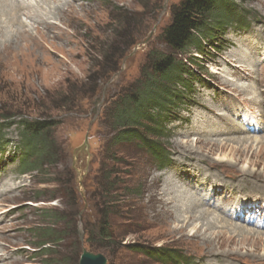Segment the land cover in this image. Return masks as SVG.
I'll return each mask as SVG.
<instances>
[{"label": "rangeland", "instance_id": "374dc122", "mask_svg": "<svg viewBox=\"0 0 264 264\" xmlns=\"http://www.w3.org/2000/svg\"><path fill=\"white\" fill-rule=\"evenodd\" d=\"M181 1L27 0L25 11L15 10L23 24H5L0 112L56 121L58 153L42 173H22V129L4 131L12 150L0 162V264H80L84 251L108 264H176L168 255L184 258L180 264H264V0L232 1L252 25L219 35L217 53L207 47L211 54L194 69L195 90L187 95L196 105L169 109L175 119L163 141L167 168L133 141L117 140L121 129L109 118L151 53L172 54L162 33ZM247 112L260 132L234 134ZM217 145L226 147L216 151ZM175 194L223 221L208 231V217L196 222L198 236L193 226L176 231L183 221ZM40 210L44 256L36 255ZM224 221L246 230L234 234ZM99 223L107 237H100ZM158 252L162 258L149 256Z\"/></svg>", "mask_w": 264, "mask_h": 264}, {"label": "trees", "instance_id": "16d2710c", "mask_svg": "<svg viewBox=\"0 0 264 264\" xmlns=\"http://www.w3.org/2000/svg\"><path fill=\"white\" fill-rule=\"evenodd\" d=\"M232 1L182 0L175 6L171 21L162 33L163 40L172 54L152 52L139 80L121 95L115 102L114 109L109 111L113 128L121 129L116 139H128L130 142L133 141L132 144H135L138 149L148 151L160 169L167 168L171 163L170 152L163 142L169 136L166 129L167 122L175 119V115L169 109L174 106L190 107L186 103L196 105L191 98H187V95L191 96L195 90L197 73L194 69L200 70L205 67L204 62L211 54L207 51V47L210 46L212 51L217 53V50L221 49L217 44L219 35L229 29L240 31L253 23L254 18L246 16L248 12L240 9L242 11L240 14L232 8L235 5ZM102 80L107 82L109 78ZM103 82L97 84L98 93L104 85ZM18 118H20L19 121H17ZM15 124L22 129L19 145L21 147L19 151L22 153L18 159L20 172L42 173L46 163L51 164L56 158L55 153H58L56 143L52 139V131L57 122L46 120V118L31 121L25 119L20 112H0V154L2 156L9 143L5 141L4 131ZM111 189V183L104 185L103 190L107 194L104 197L105 202L111 199L109 196ZM40 212L43 226L36 230V234H40V242L36 244L40 250L36 255L42 253L41 255L44 256L46 254V210H40ZM107 228L106 225L101 226V224L98 227L101 238L107 237ZM149 256L157 257V259L163 257L159 252L149 253ZM168 258L174 260L176 264H180V261L184 259L176 260L169 255Z\"/></svg>", "mask_w": 264, "mask_h": 264}, {"label": "bare ground", "instance_id": "6f19581e", "mask_svg": "<svg viewBox=\"0 0 264 264\" xmlns=\"http://www.w3.org/2000/svg\"><path fill=\"white\" fill-rule=\"evenodd\" d=\"M27 3H28L27 0H0V37H2L1 33H2V35L4 34L2 31H4L3 28L6 27L7 24H9L11 26H15L16 24H23L22 20L19 19V16H18L17 12L18 11H22V10L25 11L29 7V5ZM25 4H27V6ZM15 10H18V11H15ZM26 12H28V11H26ZM41 24H43V23H41ZM7 32H8V30H7ZM17 32H19V31H17ZM23 37H25V36H22V39H23ZM250 115L251 114L249 112H247L244 117L242 116L245 119V121H244L245 123L242 122L243 123V124H241L242 127H239L237 129L231 130V131H233L234 134L235 133L243 134V133H245L247 131L249 133H259L260 132V128H259V126H256V124H254V122H253L252 118L250 117ZM236 116H239V114H236L235 117ZM247 127H249V129H247ZM250 127L251 128L253 127V128L251 129ZM220 132H222V134H225L224 130H221ZM263 132H264V129H263ZM216 134L217 133H215V134L212 133V135H216ZM227 134L231 135L230 133H227ZM215 147H216V151H222L223 148H225L226 146L217 145ZM175 197H174L175 199H172V203L175 204L174 211L176 212V215H177V221H180V220L183 221L182 225L179 227V229H176V231L184 232L186 230V228H188L189 226H193V230L195 231L193 235L194 236H198V235L201 234L202 228H206L205 229L206 231H208L207 229H209V228L210 229H215V227L218 225V223H220V221H223V220L219 219L220 218L219 216H215L213 214L210 215L211 216V219H210L209 218V212L210 211L208 209L197 208L196 205H194V203L191 200L185 199L184 196H182L180 194H175ZM163 201L167 205V201H165V200H163ZM198 205H200V204H198ZM206 217H208L207 218L208 221H206V223L203 225V226H206V227L199 228L198 225L196 224V222H198L200 220H204L203 218H206ZM236 218L239 219V220H243L241 218V216H238ZM224 224L229 226V227H232V230H233L234 234L243 233L246 230L245 228H241V226L234 227L233 224L229 225V222H227V221L226 222L224 221ZM224 233L217 232V233H214L213 235H216L217 237L221 238V237H223L222 234H224ZM0 258H1V256H0Z\"/></svg>", "mask_w": 264, "mask_h": 264}, {"label": "water", "instance_id": "95a60500", "mask_svg": "<svg viewBox=\"0 0 264 264\" xmlns=\"http://www.w3.org/2000/svg\"><path fill=\"white\" fill-rule=\"evenodd\" d=\"M85 146H89L88 139H86ZM85 146L80 149L85 151ZM80 264H108V260L102 254L84 251L81 256Z\"/></svg>", "mask_w": 264, "mask_h": 264}]
</instances>
